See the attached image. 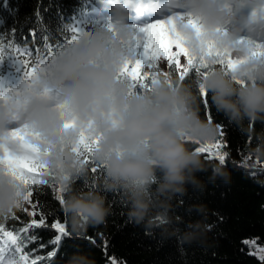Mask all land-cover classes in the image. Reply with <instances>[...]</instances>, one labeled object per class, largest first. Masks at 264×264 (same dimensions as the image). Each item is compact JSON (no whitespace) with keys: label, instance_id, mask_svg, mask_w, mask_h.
Here are the masks:
<instances>
[{"label":"clouds","instance_id":"1","mask_svg":"<svg viewBox=\"0 0 264 264\" xmlns=\"http://www.w3.org/2000/svg\"><path fill=\"white\" fill-rule=\"evenodd\" d=\"M183 8L188 15L176 19L175 32L191 55L207 65L194 78L159 76L150 91L133 90L120 74L138 58L129 49L136 33L130 6L118 0L111 28L65 46L30 82H21L0 99V145L14 147L12 126L26 125L34 134L29 140L45 154L46 180L64 188L62 209L73 234L105 223L111 210L102 192H120L128 221L148 234L175 238L181 246L208 243L206 205L189 206L188 212L201 219L183 230V217L175 215L176 201H182L189 186L205 190L199 173L210 171L208 183L231 182L223 163L205 160L189 142L212 144L219 135L218 125L200 114L201 85L217 112L255 135L249 154L264 160V131L256 134L250 126L264 123V58L252 55L256 44L264 43V0H183ZM190 19L198 21L199 31ZM209 45L241 63L226 72L220 57L207 53ZM82 133L99 141L93 159L103 167L100 190L77 192L72 186L75 178L89 173L90 166L73 151ZM26 195L27 188L0 166V217L23 206ZM66 264L96 261L77 253Z\"/></svg>","mask_w":264,"mask_h":264},{"label":"trees","instance_id":"2","mask_svg":"<svg viewBox=\"0 0 264 264\" xmlns=\"http://www.w3.org/2000/svg\"><path fill=\"white\" fill-rule=\"evenodd\" d=\"M97 2L98 0H7V4H4L5 0H0V49H3L0 84L5 88H12L23 80V69L12 57L24 58L23 50L30 48V62L37 63L45 58V49L49 44L55 50H60L59 46L64 45L72 35L71 27L78 19L83 20L85 30L93 35L104 30V26L111 22L96 23L98 18L90 13L94 9L91 5ZM35 36L38 44H30ZM25 39L27 43L24 42ZM129 49L137 54L140 51L138 40L134 39ZM158 64L163 73L178 78L175 69L166 66L164 58L159 59ZM143 71L151 73L152 69L145 67ZM194 77L195 75L191 78ZM209 109L212 121L219 127L218 138L212 144L219 142L222 145L220 149L213 151L227 154L223 164L231 174V182L226 184L217 180L208 183L210 171L201 172L198 176L205 182V190L197 191L189 186L188 194L182 201H176L175 208V215L183 217V223L179 225L183 230L189 222L201 219L196 213L188 212L189 206H207V223L210 227L208 243L181 246L175 238L163 240L158 232L150 235L143 226L128 221L127 206L120 192H102L111 210L106 222L90 227L82 235L73 234L68 226L72 233L71 239L64 246L68 255L61 258L58 253L54 258L58 264H66L77 253L89 255L95 259L96 264H264V260L253 251L254 244L264 246V160L249 154V148L256 143L255 135L246 134L222 113L217 112L208 95L207 108L201 103V116L206 118L205 113ZM250 126L256 134L264 131V123L252 122ZM196 147L198 145H193V150ZM201 155L207 161H219L210 158L209 153ZM103 176L104 172L93 174L89 170L86 177L75 178L72 186L77 192L100 190L99 182ZM59 188L49 181L38 188L34 186V193H38L33 198L36 208L24 204L30 212H37L35 219L39 220L43 214L45 223L49 226L47 229L32 230L37 239L27 246L26 251L31 249L33 258L46 256L52 250V246L48 245L55 233L51 224L55 219L63 221L67 218L62 209L63 204L55 196V189ZM63 195L65 198V193ZM14 214L17 219H12V214L7 216V220L0 217V222L8 230L19 229L33 219L20 208ZM243 241L249 243L245 244ZM74 244L79 245V249L73 247Z\"/></svg>","mask_w":264,"mask_h":264},{"label":"snow or ice","instance_id":"3","mask_svg":"<svg viewBox=\"0 0 264 264\" xmlns=\"http://www.w3.org/2000/svg\"><path fill=\"white\" fill-rule=\"evenodd\" d=\"M118 2V0H113ZM123 3L130 7H144L150 0H122ZM7 4V0L5 3ZM255 15V13H254ZM183 19V17H180ZM193 28L200 30V25L197 20L190 19L187 21ZM176 18L174 19H154L144 27L140 28V37L138 40V47L140 51L136 54L137 60L135 62H129L121 71V77L130 81L133 90L150 91L155 78L159 76L168 77L169 73H163L159 67L158 60L163 57L166 61V66L169 69H175V74L181 81L190 79L193 75L198 76L201 71L207 67L202 62V58H194L186 45L184 44L179 33L175 32ZM75 26L71 27V33L64 45L59 46L60 50L65 46L77 44L85 37L93 36L92 32L83 29L79 24L74 22ZM105 28H111V23L104 26ZM27 43V40L24 41ZM240 43H243V38ZM60 50H55L52 44H49L45 49V58L41 59L37 63H31L30 57L32 49L25 48L23 50L24 58L12 57L15 59L23 69L22 82H30L38 69H43L50 64L56 54ZM3 49H0V61L3 60ZM207 53L220 57L218 63L219 66L224 68L226 72H230L234 67L241 63V61L234 60L230 54H222L219 51H215L211 45L207 49ZM252 55L264 58V43H257ZM187 58L188 65L185 67L181 62V58ZM147 67L152 69V72H144L143 69ZM14 88H5L0 84V99L6 98V93L12 92ZM201 99L205 107L208 106V92L203 86H200ZM62 107V106H61ZM206 118L211 121L212 114L209 109L206 113ZM34 135L30 133L26 125H21L10 131L14 147H6L0 145V166L6 167L9 174L22 186L27 188L26 202L32 205V208H36V204L33 202L34 195L38 196V193H34V186L39 187L46 185L48 181L44 178V170L47 168V164L44 163V155L40 149L29 140V136ZM194 145H198L195 151L198 153H209L210 158H216L221 163H225L226 153L221 154L219 151H213V149H220L222 145L217 142L215 144H200L199 142H192ZM99 141L89 139L85 134H81V142L78 147H75V151L81 156L83 161L90 166L89 170L96 174L103 172V167L99 165L93 159V152L95 146ZM58 202L64 203V188L60 186L58 189ZM21 211L27 213L33 217L30 223L24 224L19 229L13 228L8 230L2 222H0V264H58L55 257L62 258L68 255L66 249H64L65 242L71 239L72 233L68 229L67 218L63 221L55 219L51 224V229L55 230L53 238L48 241V245L52 246V250L47 252L46 256L31 255V249L26 251L29 244L34 242L37 237L32 234V230L36 228H45L49 226L45 223V216L40 215L39 220L35 219L37 212L35 210L29 211L27 207L21 206ZM5 220L8 217L4 218ZM12 219H17L15 214L12 213ZM94 243V242H93ZM248 244V241H243ZM107 244V242H105ZM44 247V245H40ZM73 247L79 249V245H73ZM62 249H64L62 251ZM261 255L260 259L264 260V249L258 250Z\"/></svg>","mask_w":264,"mask_h":264},{"label":"rangeland","instance_id":"4","mask_svg":"<svg viewBox=\"0 0 264 264\" xmlns=\"http://www.w3.org/2000/svg\"><path fill=\"white\" fill-rule=\"evenodd\" d=\"M150 1H152V0H150ZM186 15H188V14H185V15H181V16H179L178 18H180V17H185ZM167 17H169V16H167ZM177 19V18H176ZM81 23L82 22H80V21H78L77 22V24H79L81 27H82V25H81ZM144 26L146 25L145 23L143 24ZM83 28V27H82ZM26 205H28L27 204V202H26ZM255 246H254V249H253V251H255L259 256L261 255V253L258 251L259 249H264V246H262V245H256V244H254Z\"/></svg>","mask_w":264,"mask_h":264},{"label":"bare ground","instance_id":"5","mask_svg":"<svg viewBox=\"0 0 264 264\" xmlns=\"http://www.w3.org/2000/svg\"><path fill=\"white\" fill-rule=\"evenodd\" d=\"M72 15H74V14H72ZM33 39L32 40H30L31 42H30V44H34L35 43V45L36 44H38V40H37V38H36V36H35V38L34 37H32ZM37 42V43H36Z\"/></svg>","mask_w":264,"mask_h":264}]
</instances>
